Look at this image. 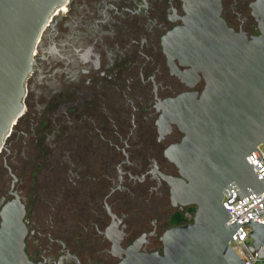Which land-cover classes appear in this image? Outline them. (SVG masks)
Here are the masks:
<instances>
[{
	"label": "flooded vegetation",
	"instance_id": "flooded-vegetation-1",
	"mask_svg": "<svg viewBox=\"0 0 264 264\" xmlns=\"http://www.w3.org/2000/svg\"><path fill=\"white\" fill-rule=\"evenodd\" d=\"M249 38L256 0H213ZM197 5V4H196ZM194 0H69L34 52L25 107L0 153L1 211L24 205L35 263L118 264L124 251L163 253L162 236L193 222L172 198L186 181L167 155L184 133L166 115L206 80L175 55L171 33Z\"/></svg>",
	"mask_w": 264,
	"mask_h": 264
},
{
	"label": "water",
	"instance_id": "water-1",
	"mask_svg": "<svg viewBox=\"0 0 264 264\" xmlns=\"http://www.w3.org/2000/svg\"><path fill=\"white\" fill-rule=\"evenodd\" d=\"M69 0H0V153L25 107L26 81L34 52L57 10ZM213 0H194L185 24L171 33L175 55L201 71L200 97L183 93L169 101L166 115L184 133L168 157L187 179H171L174 202L196 205L193 222L162 236L163 253L124 251L118 264H244L230 246L241 227L224 206L234 189L243 199L264 191L247 156L264 145V0L253 3L259 33L248 37L229 28ZM197 4V5H196ZM24 205L1 211L0 264H43L25 252ZM253 228L249 248L264 246V224Z\"/></svg>",
	"mask_w": 264,
	"mask_h": 264
},
{
	"label": "built area",
	"instance_id": "built-area-1",
	"mask_svg": "<svg viewBox=\"0 0 264 264\" xmlns=\"http://www.w3.org/2000/svg\"><path fill=\"white\" fill-rule=\"evenodd\" d=\"M35 55V53H34ZM249 164L254 166V171L257 172L258 178L264 180V145H259L256 151L251 152L247 156ZM231 198L225 194L223 203L229 212L230 224L236 220L241 227L230 241V246L234 249L237 255L243 260L244 264H264V246L259 247L255 251H251L249 245L251 243L250 234L253 228L249 225L250 222L264 224V191L258 196L251 192V195L241 199L234 189L231 190Z\"/></svg>",
	"mask_w": 264,
	"mask_h": 264
}]
</instances>
